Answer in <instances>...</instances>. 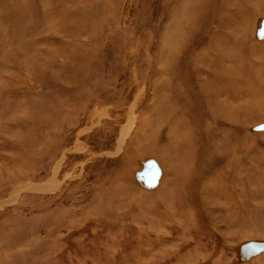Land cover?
I'll return each mask as SVG.
<instances>
[{
	"label": "rangeland",
	"instance_id": "obj_1",
	"mask_svg": "<svg viewBox=\"0 0 264 264\" xmlns=\"http://www.w3.org/2000/svg\"><path fill=\"white\" fill-rule=\"evenodd\" d=\"M249 44L264 0H0V264H264Z\"/></svg>",
	"mask_w": 264,
	"mask_h": 264
},
{
	"label": "bare ground",
	"instance_id": "obj_2",
	"mask_svg": "<svg viewBox=\"0 0 264 264\" xmlns=\"http://www.w3.org/2000/svg\"><path fill=\"white\" fill-rule=\"evenodd\" d=\"M67 2V1H66ZM254 9V8H253ZM240 26H242L241 24H237V26H236V28H238V30H241V29H239L240 28ZM244 28H247L246 26L244 27ZM241 33V32H240ZM242 34V33H241ZM244 37V38H243ZM240 39V42L239 41H233L232 43L230 42L229 44L230 45H238L239 46V44L241 45V48L243 47V46H247L246 45V39H245V36L244 35H241V37L239 38ZM250 45V44H249ZM249 45H248V53L249 54H251V53H254V52H257V53H262L263 51H262V49L264 50V45H257V46H254L255 48H256V50H254L255 48L253 47V46H251V47H249ZM245 49V48H244ZM264 53V52H263ZM222 71H223V74H224V72H225V69H224V66H222V68L221 67H219ZM218 68V69H219ZM219 69V70H220ZM220 70V71H221ZM211 73H213V74H215V71L212 69L211 71H210ZM243 74V73H242ZM240 75V74H239ZM248 83V82H247ZM249 84V83H248ZM255 85H257V87L254 89V91H252V93H251V95L254 97V99L256 100L257 98H258V96H263L264 95V85L263 84H260V83H255ZM218 96H213L212 98H209V102H208V104H218V98H217ZM255 100H253V101H255ZM253 101H251V102H253ZM5 129V128H4ZM261 245H263V244H261ZM257 246H258V244H257ZM257 248H259V246L257 247Z\"/></svg>",
	"mask_w": 264,
	"mask_h": 264
}]
</instances>
